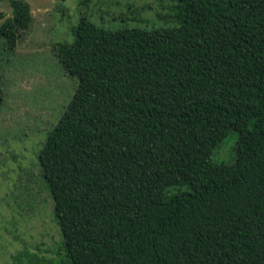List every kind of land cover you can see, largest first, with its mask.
I'll return each instance as SVG.
<instances>
[{
	"label": "trees",
	"instance_id": "1",
	"mask_svg": "<svg viewBox=\"0 0 264 264\" xmlns=\"http://www.w3.org/2000/svg\"><path fill=\"white\" fill-rule=\"evenodd\" d=\"M177 2L172 28L81 17L53 48L77 83L38 166L72 264H264V0ZM9 5L0 65L32 21Z\"/></svg>",
	"mask_w": 264,
	"mask_h": 264
},
{
	"label": "rangeland",
	"instance_id": "2",
	"mask_svg": "<svg viewBox=\"0 0 264 264\" xmlns=\"http://www.w3.org/2000/svg\"><path fill=\"white\" fill-rule=\"evenodd\" d=\"M32 21L12 57L0 65V264H72L52 200L41 179L38 155L47 134L72 97L76 79L65 72L53 48L72 43L81 17L106 29L172 28L177 0H23ZM0 1V25L11 17ZM82 4V5H81ZM237 133L214 149V163L231 165ZM189 192L187 187L169 194Z\"/></svg>",
	"mask_w": 264,
	"mask_h": 264
}]
</instances>
